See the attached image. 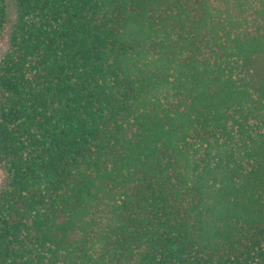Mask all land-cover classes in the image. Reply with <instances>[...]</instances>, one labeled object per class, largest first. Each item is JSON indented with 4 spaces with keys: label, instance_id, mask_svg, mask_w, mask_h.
<instances>
[{
    "label": "trees",
    "instance_id": "16d2710c",
    "mask_svg": "<svg viewBox=\"0 0 264 264\" xmlns=\"http://www.w3.org/2000/svg\"><path fill=\"white\" fill-rule=\"evenodd\" d=\"M0 264H264V0H0Z\"/></svg>",
    "mask_w": 264,
    "mask_h": 264
},
{
    "label": "rangeland",
    "instance_id": "374dc122",
    "mask_svg": "<svg viewBox=\"0 0 264 264\" xmlns=\"http://www.w3.org/2000/svg\"><path fill=\"white\" fill-rule=\"evenodd\" d=\"M0 181H1V176H0Z\"/></svg>",
    "mask_w": 264,
    "mask_h": 264
}]
</instances>
